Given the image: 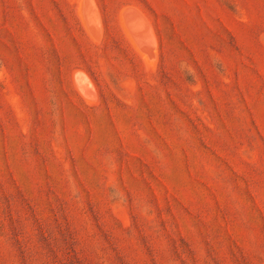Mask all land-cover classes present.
Returning a JSON list of instances; mask_svg holds the SVG:
<instances>
[{
	"label": "rangeland",
	"instance_id": "obj_1",
	"mask_svg": "<svg viewBox=\"0 0 264 264\" xmlns=\"http://www.w3.org/2000/svg\"><path fill=\"white\" fill-rule=\"evenodd\" d=\"M0 264H264V0H0Z\"/></svg>",
	"mask_w": 264,
	"mask_h": 264
},
{
	"label": "bare ground",
	"instance_id": "obj_2",
	"mask_svg": "<svg viewBox=\"0 0 264 264\" xmlns=\"http://www.w3.org/2000/svg\"><path fill=\"white\" fill-rule=\"evenodd\" d=\"M81 78V77H80ZM80 81H82V78H81V80Z\"/></svg>",
	"mask_w": 264,
	"mask_h": 264
}]
</instances>
